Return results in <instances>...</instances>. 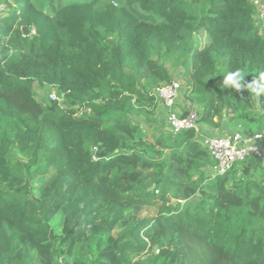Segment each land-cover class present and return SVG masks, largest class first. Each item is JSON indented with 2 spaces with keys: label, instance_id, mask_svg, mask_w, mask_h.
<instances>
[{
  "label": "trees",
  "instance_id": "obj_1",
  "mask_svg": "<svg viewBox=\"0 0 264 264\" xmlns=\"http://www.w3.org/2000/svg\"><path fill=\"white\" fill-rule=\"evenodd\" d=\"M0 4V116L13 124L0 133V264H264V157L208 177L207 149L193 130L164 131L156 97L171 62L199 125L262 130L252 0Z\"/></svg>",
  "mask_w": 264,
  "mask_h": 264
},
{
  "label": "built area",
  "instance_id": "obj_2",
  "mask_svg": "<svg viewBox=\"0 0 264 264\" xmlns=\"http://www.w3.org/2000/svg\"><path fill=\"white\" fill-rule=\"evenodd\" d=\"M260 19L264 18V1L252 0ZM182 83L174 78L171 83L156 90L159 106L164 110L165 128L172 134L182 130H193L196 140L207 149L213 164L207 169V176L214 178L223 175L235 163L246 160L249 156L264 157V122L260 132L245 135L242 132L226 131L215 134L210 128L197 123V110L180 99L183 93ZM51 99H56L54 95ZM182 108L187 113L183 117Z\"/></svg>",
  "mask_w": 264,
  "mask_h": 264
},
{
  "label": "rangeland",
  "instance_id": "obj_3",
  "mask_svg": "<svg viewBox=\"0 0 264 264\" xmlns=\"http://www.w3.org/2000/svg\"><path fill=\"white\" fill-rule=\"evenodd\" d=\"M0 11H4V6H3L2 4H0ZM196 38H197L198 40L201 41V44L204 43L203 36H197V35H196ZM179 66H180V65H179ZM179 66L174 67V66L171 64V62L165 64V67H166L167 70H169V71H171V72L173 71V72H172V75H174L173 77H175V78H176L177 80H179L182 84H184V83L182 82L181 78H180V71H181V69L179 68ZM174 68H177V69H174ZM44 94H45V95L50 94V95H54V96H56V92H55L54 90H52V89H50L49 91H47V90L45 89V92L43 91V89H38V88L35 89V96H36V99H40ZM21 101H22L23 104H25V106H28V105H30L31 103L33 104V101L31 100V98H25V100L22 99ZM188 103H190V102H188ZM255 103H256V99H255ZM32 104H31V105H32ZM190 105L193 106V108L197 109V108H196L194 105H192L191 103H190ZM195 105H196V104H195ZM255 105H256V104H255ZM255 110H256V111H260L257 107H255ZM134 119H135V121L139 119L140 126L142 127L143 131L146 133V134H145V135H146L145 137H146V138H149V140H151L152 135L155 134V133H157V132H156L155 130H152L151 127H146V125L144 124V122L142 121V119H141L140 117H134ZM224 124H225V123H223L222 126H223ZM238 124H242V123H239V122H238ZM238 124L235 123L234 127L231 128V129H225L224 131H218V132H219L218 134H222V133H224V132H226V131L242 132V131H241L242 129H241V127H240L241 125L238 126ZM244 124H245V125H248V126L251 127V128H255V127L257 126V122H254V121L245 122ZM165 126H166V125H165ZM12 129H13V124H12L10 121H8V120H6V119H4V118H2V117L0 116V133H1V131H3V130H7V131H9L10 133H12V132H11V131H13ZM166 130H167V129L165 128L164 131H166ZM51 226H52V229L54 230L55 234H56V235H59V234H60V229H61V218H60V217H57V218L51 223Z\"/></svg>",
  "mask_w": 264,
  "mask_h": 264
},
{
  "label": "clouds",
  "instance_id": "obj_4",
  "mask_svg": "<svg viewBox=\"0 0 264 264\" xmlns=\"http://www.w3.org/2000/svg\"><path fill=\"white\" fill-rule=\"evenodd\" d=\"M238 79H242V74L241 73H237L235 75L233 74H228L225 79H224V83L225 84H236ZM260 80L264 81V73L260 74ZM250 88L252 89V91H256V86L255 85H250ZM260 91H264V88H261ZM258 94V93H257Z\"/></svg>",
  "mask_w": 264,
  "mask_h": 264
},
{
  "label": "water",
  "instance_id": "obj_5",
  "mask_svg": "<svg viewBox=\"0 0 264 264\" xmlns=\"http://www.w3.org/2000/svg\"><path fill=\"white\" fill-rule=\"evenodd\" d=\"M22 32H23L24 36H27L29 33L27 28H22ZM152 188H153V186L149 190H151Z\"/></svg>",
  "mask_w": 264,
  "mask_h": 264
},
{
  "label": "crops",
  "instance_id": "obj_6",
  "mask_svg": "<svg viewBox=\"0 0 264 264\" xmlns=\"http://www.w3.org/2000/svg\"><path fill=\"white\" fill-rule=\"evenodd\" d=\"M211 129V128H210ZM225 129H231L230 127H223L221 130L224 131ZM213 133L218 134V131H214L213 129H211ZM229 132V131H228Z\"/></svg>",
  "mask_w": 264,
  "mask_h": 264
}]
</instances>
